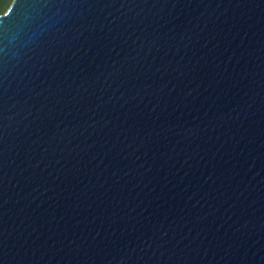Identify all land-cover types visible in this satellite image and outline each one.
<instances>
[{
	"label": "water",
	"instance_id": "95a60500",
	"mask_svg": "<svg viewBox=\"0 0 264 264\" xmlns=\"http://www.w3.org/2000/svg\"><path fill=\"white\" fill-rule=\"evenodd\" d=\"M0 264H264V0H13Z\"/></svg>",
	"mask_w": 264,
	"mask_h": 264
},
{
	"label": "trees",
	"instance_id": "16d2710c",
	"mask_svg": "<svg viewBox=\"0 0 264 264\" xmlns=\"http://www.w3.org/2000/svg\"><path fill=\"white\" fill-rule=\"evenodd\" d=\"M13 0H0V15L5 13Z\"/></svg>",
	"mask_w": 264,
	"mask_h": 264
}]
</instances>
